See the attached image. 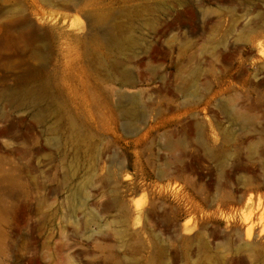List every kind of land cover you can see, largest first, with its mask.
<instances>
[{"label":"rangeland","instance_id":"obj_1","mask_svg":"<svg viewBox=\"0 0 264 264\" xmlns=\"http://www.w3.org/2000/svg\"><path fill=\"white\" fill-rule=\"evenodd\" d=\"M91 1L0 0V264H264V0Z\"/></svg>","mask_w":264,"mask_h":264},{"label":"bare ground","instance_id":"obj_2","mask_svg":"<svg viewBox=\"0 0 264 264\" xmlns=\"http://www.w3.org/2000/svg\"><path fill=\"white\" fill-rule=\"evenodd\" d=\"M69 1V3L71 5H73V7L78 8L81 12H84V14L86 15V17L88 18V20L91 22V25H102L106 22V17L96 14V13H92L88 10H86V8L84 7V5H81L82 0H67ZM92 4H98L100 3V0H92L91 1ZM29 29H27L28 31ZM25 32L20 33L19 38L24 40V48H22V50L26 53V60L29 62H34L35 60H37V58L40 59L41 61V65L42 66H47L50 62V56L48 57L47 52L45 51V54H40V51L37 50L35 48V46L37 44L43 43V40L41 41V37H39V39L37 40L36 36L34 35H28V33L25 35ZM37 41L36 45L35 42ZM131 43V42H130ZM44 90V94L41 97V100H46V98L49 96L48 95V91L46 90V84H44L43 87ZM119 99L124 100L125 99V95L118 93ZM254 220H251V224L248 226L247 228V238L249 239L251 237V233H252V228L254 227Z\"/></svg>","mask_w":264,"mask_h":264}]
</instances>
